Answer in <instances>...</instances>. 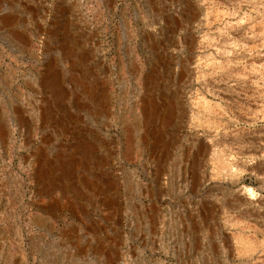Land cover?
Segmentation results:
<instances>
[{
	"label": "rangeland",
	"instance_id": "374dc122",
	"mask_svg": "<svg viewBox=\"0 0 264 264\" xmlns=\"http://www.w3.org/2000/svg\"><path fill=\"white\" fill-rule=\"evenodd\" d=\"M0 264H264V0H0Z\"/></svg>",
	"mask_w": 264,
	"mask_h": 264
},
{
	"label": "bare ground",
	"instance_id": "6f19581e",
	"mask_svg": "<svg viewBox=\"0 0 264 264\" xmlns=\"http://www.w3.org/2000/svg\"><path fill=\"white\" fill-rule=\"evenodd\" d=\"M248 190V189H247ZM249 191V190H248ZM252 197V196H251Z\"/></svg>",
	"mask_w": 264,
	"mask_h": 264
}]
</instances>
